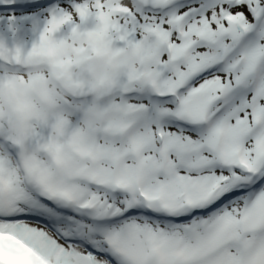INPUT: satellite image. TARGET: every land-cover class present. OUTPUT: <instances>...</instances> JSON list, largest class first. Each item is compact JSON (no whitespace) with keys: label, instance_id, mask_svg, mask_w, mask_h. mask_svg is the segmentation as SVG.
<instances>
[{"label":"snow or ice","instance_id":"1","mask_svg":"<svg viewBox=\"0 0 264 264\" xmlns=\"http://www.w3.org/2000/svg\"><path fill=\"white\" fill-rule=\"evenodd\" d=\"M0 264H264V0H0Z\"/></svg>","mask_w":264,"mask_h":264},{"label":"rangeland","instance_id":"2","mask_svg":"<svg viewBox=\"0 0 264 264\" xmlns=\"http://www.w3.org/2000/svg\"><path fill=\"white\" fill-rule=\"evenodd\" d=\"M34 33L32 31V26H29V33L26 35V37H34Z\"/></svg>","mask_w":264,"mask_h":264}]
</instances>
